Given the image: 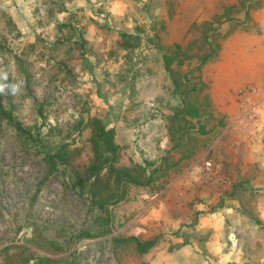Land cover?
<instances>
[{"label":"rangeland","instance_id":"374dc122","mask_svg":"<svg viewBox=\"0 0 264 264\" xmlns=\"http://www.w3.org/2000/svg\"><path fill=\"white\" fill-rule=\"evenodd\" d=\"M216 1L0 0V84L9 80L13 113L38 127L41 139L38 148L23 144L0 122V264H212L192 258L190 248L178 253L188 238L165 226L176 208L169 206L168 216L158 210L165 209L168 188L198 179L199 168L189 164L214 138L211 130L189 128L214 120L201 97L200 60L217 48L212 29L239 7L201 17ZM121 33L131 36V46L118 44ZM13 53L24 59L31 95L43 103L42 124ZM164 55L174 58L168 70ZM89 116L113 127L120 173L116 181L115 172L103 169L80 191L69 170L49 173L41 157L62 139L73 163H85L88 128L72 125ZM186 132L195 133L186 147L197 151L184 158ZM80 230L95 236L77 237ZM127 236L156 243L138 255L133 244L112 241Z\"/></svg>","mask_w":264,"mask_h":264},{"label":"crops","instance_id":"0c3cea01","mask_svg":"<svg viewBox=\"0 0 264 264\" xmlns=\"http://www.w3.org/2000/svg\"><path fill=\"white\" fill-rule=\"evenodd\" d=\"M237 2L218 0L217 7L209 3L208 9L202 10L201 17H209L227 13L233 4L239 6L213 28L217 48L202 63L205 90L201 97L214 120L195 121L189 128L202 133L211 130L207 136H214L189 166L198 169L208 152L228 173L230 183L205 185L195 179L191 185L171 186L161 199L165 209L158 211L168 216L169 206L176 208L165 226L171 225L188 238H183L178 253H188L190 248L192 258L206 257L212 264H264V146L242 137L237 125L250 104L261 109L264 105V0ZM251 86L256 89L251 90ZM192 110L198 112L197 107ZM218 122L222 126L215 134ZM194 135H183L184 158L197 151L186 147Z\"/></svg>","mask_w":264,"mask_h":264},{"label":"trees","instance_id":"16d2710c","mask_svg":"<svg viewBox=\"0 0 264 264\" xmlns=\"http://www.w3.org/2000/svg\"><path fill=\"white\" fill-rule=\"evenodd\" d=\"M206 24H209V22ZM120 37L121 40L118 42L119 45H122L123 48L131 46V43L128 41V38H131V36L121 33ZM202 38L203 40H207V35L204 30L202 31ZM176 47L178 46L176 45ZM213 53L214 49L209 47L207 52L202 56L200 63L202 64L205 60L211 57ZM12 58L16 63L17 71L20 75L24 95L25 97L32 98L37 115L41 117L40 124H42V119L44 118V115H42L41 112L43 103L37 102L31 95L30 74L25 67V61L21 56L15 53H13ZM172 59L174 58L168 57L167 55L163 56L165 69L168 70V64ZM5 81L7 82V86L4 87L0 84V122L2 121L5 125L9 126L13 130L16 138L21 139L23 144L26 143L38 148L41 141L39 137V129L38 127H35V125H23L17 118L16 114L13 113L14 104L11 101V83L8 79H5ZM81 126L88 128L89 131L87 142L89 144L91 154L85 163L80 165L73 163L71 157L68 155V144L62 139L52 151L43 152L41 157L45 162L49 173L57 170L58 167H64L69 170L73 186H76L80 191L85 188L89 189L91 184L94 183L103 169L115 172V179L118 178L117 176H119L120 173V170L115 169L114 167L118 145L114 141L113 127L106 125L100 118L94 116H89L85 120L78 119L72 125V128L75 127L73 130H79ZM52 129L53 127H48L49 131ZM67 136H69V134ZM146 183H149V181ZM107 218L108 217L104 215L105 222ZM98 235H101V233ZM76 236L86 239L92 238L95 235L80 230L76 233ZM112 241L116 244L131 243L133 244L136 253L141 255L146 253L155 245L156 238L152 237L149 239L139 240L135 236H127L124 238L113 237Z\"/></svg>","mask_w":264,"mask_h":264},{"label":"built area","instance_id":"2783aa9c","mask_svg":"<svg viewBox=\"0 0 264 264\" xmlns=\"http://www.w3.org/2000/svg\"><path fill=\"white\" fill-rule=\"evenodd\" d=\"M255 90V86L250 87ZM237 125L240 135L244 138L255 139L264 146V105L262 109L256 104H250L247 110L238 117ZM198 180L205 185H226L230 177L220 163L214 162L207 155L203 157L198 169Z\"/></svg>","mask_w":264,"mask_h":264}]
</instances>
